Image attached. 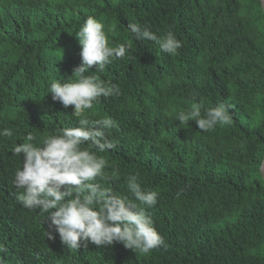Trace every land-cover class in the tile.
<instances>
[{
  "label": "trees",
  "instance_id": "1",
  "mask_svg": "<svg viewBox=\"0 0 264 264\" xmlns=\"http://www.w3.org/2000/svg\"><path fill=\"white\" fill-rule=\"evenodd\" d=\"M88 16L105 25L110 44L127 42L122 59L89 74L117 84L86 114L111 116L115 147L100 153L111 177L104 186L131 194L138 174L159 193L148 210L164 238L147 254L120 243L70 249L47 238V213L17 200L22 157L13 147L77 126L72 106L51 99L55 80L81 63L75 37ZM181 41L169 55L133 39L130 23ZM193 102L202 114L223 103L231 120L213 130L175 121ZM0 252L4 264H264V13L260 0H0ZM87 147V145H85ZM93 151L95 149H92ZM179 193V195H177Z\"/></svg>",
  "mask_w": 264,
  "mask_h": 264
},
{
  "label": "clouds",
  "instance_id": "2",
  "mask_svg": "<svg viewBox=\"0 0 264 264\" xmlns=\"http://www.w3.org/2000/svg\"><path fill=\"white\" fill-rule=\"evenodd\" d=\"M127 27L133 39L152 41L169 55L177 54L182 47L172 31L158 36L147 24L134 22ZM75 37L80 46L81 63L66 80L51 83L48 94L65 109L72 106L73 114L79 117L78 124L40 138L28 132L25 142L13 147V154L22 157V166L14 174L15 187L23 189L17 194V200L26 209L47 213L50 221L47 238L55 239L58 234L61 243L70 249L87 248L89 243L97 247L120 243L127 249L147 254L166 247L148 213L158 203L159 193L145 189L138 174L125 178L131 196L117 194L102 183L111 177L105 173L109 162L100 153L115 147L106 138V131L118 127L117 121L111 116L93 120L86 114L100 97L121 94L117 84L90 75V69L94 67L102 72L113 60L124 58L130 45L127 42L110 44L105 25L94 16L84 20ZM230 120L223 103L202 114V105L193 102L190 109L175 114L179 124L195 121L203 132L213 130L218 124H228ZM11 135V129H0V136ZM4 251L0 245V252ZM0 264H4L2 257Z\"/></svg>",
  "mask_w": 264,
  "mask_h": 264
},
{
  "label": "water",
  "instance_id": "3",
  "mask_svg": "<svg viewBox=\"0 0 264 264\" xmlns=\"http://www.w3.org/2000/svg\"><path fill=\"white\" fill-rule=\"evenodd\" d=\"M261 2V6H262V10H263V13H264V0H260ZM260 174H261V177L264 181V157H263V160L260 164Z\"/></svg>",
  "mask_w": 264,
  "mask_h": 264
}]
</instances>
